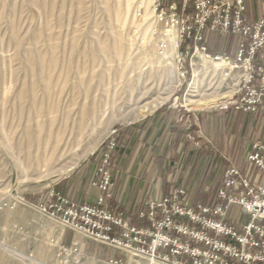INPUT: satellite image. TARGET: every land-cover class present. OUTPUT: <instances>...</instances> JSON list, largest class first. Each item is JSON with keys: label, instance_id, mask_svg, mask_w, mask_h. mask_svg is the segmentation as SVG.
Wrapping results in <instances>:
<instances>
[{"label": "rangeland", "instance_id": "rangeland-1", "mask_svg": "<svg viewBox=\"0 0 264 264\" xmlns=\"http://www.w3.org/2000/svg\"><path fill=\"white\" fill-rule=\"evenodd\" d=\"M245 1L252 21L262 17L264 0ZM158 2L0 0V264H60L56 258L57 243L70 246L76 242L91 260L120 259L119 252L63 229L39 208L51 192H60L78 202L73 199L78 193L77 185L66 190L65 183L78 172L82 182L85 174L96 168L103 147L114 132L117 149L112 163L116 193L118 179L121 181L123 175L119 162L125 161L127 167L132 149L139 145L143 148L150 141L147 131L141 134L136 129L131 138L123 137L121 131L141 125L162 107L173 111L179 128L187 131L191 128L187 129V121L192 119L190 114L222 119L211 129L212 144L207 141L216 153L215 165L219 163V167L212 181L204 184L208 163L189 162L193 152L206 146L203 134L210 136L209 122L193 123L198 139L189 134L191 148L181 156L188 162L186 166L169 164L182 154L179 148H174L164 153L154 152L152 157L161 158L160 165L136 170L139 177L150 181L145 184L144 192L154 193V185L161 178L173 184L165 194L175 186H184L191 201L205 203L215 196L222 173L229 165L249 167L243 163L251 143L264 140V108L261 117L244 115L247 118L244 117L238 133L230 130L239 72L231 73L222 82L217 91L222 98L218 100L209 97L218 86L217 76L210 73L203 77L207 86L203 97L207 98L198 96L194 100L201 99V103L187 106L185 98L193 79L192 64L199 61L198 53L188 40L178 49L179 53L190 48L182 64L178 53L171 58L161 52L160 38L166 33L169 43L172 34L178 43V30L172 32L173 27L166 30L164 24H157ZM206 42L208 51L210 45L214 50L217 44L225 51H209L213 56L235 57L241 39L215 33L207 34ZM129 82H139L140 86L157 90V94L172 91V96L154 109L144 111L151 99L134 101L127 89ZM232 108L234 112L230 111ZM167 153L168 159L163 161ZM149 156L150 153L145 155ZM250 170L253 177L259 176L257 170ZM142 206L143 203L131 210L133 219Z\"/></svg>", "mask_w": 264, "mask_h": 264}, {"label": "built area", "instance_id": "built-area-1", "mask_svg": "<svg viewBox=\"0 0 264 264\" xmlns=\"http://www.w3.org/2000/svg\"><path fill=\"white\" fill-rule=\"evenodd\" d=\"M165 4L161 0L156 4L157 24H164L166 30L178 29V49L188 40L195 53L232 64L231 73L239 72L235 112L261 117L264 4L262 17L255 21L248 17L245 0H166ZM215 33L241 39L235 57L209 53L206 35ZM164 35L158 41L162 53L169 46ZM189 51L178 53L181 64ZM116 149L114 132L91 175L90 186L100 193L95 203H78L51 192L39 210L63 229L122 257L91 260L79 243H57L60 264H264V140L251 143L243 163L248 168L232 164L224 170L212 199L191 201L184 186H175L158 199L147 198L136 211L135 222L115 204L112 160ZM251 168L257 170V178L249 174Z\"/></svg>", "mask_w": 264, "mask_h": 264}, {"label": "crops", "instance_id": "crops-1", "mask_svg": "<svg viewBox=\"0 0 264 264\" xmlns=\"http://www.w3.org/2000/svg\"><path fill=\"white\" fill-rule=\"evenodd\" d=\"M259 18V17H258ZM257 19V18H256ZM178 115V112H176ZM192 117V121L189 119L188 122V126L187 129L189 128V126H191L193 123H195L196 125H199V115L200 114H190ZM202 116V125L205 124L206 122H209V131H210V136H208L207 134H203L204 137V141L203 144H205L207 147L210 148V145L207 144V141L212 140L213 138V130H211L213 127H215V125L217 126L218 124H220V122L222 121V119L220 117H216V116H210V115H200ZM247 117H249L247 115ZM245 117V118H247ZM176 117L170 118V119H166V117H164L163 115H160L157 117V119L154 121H150L145 129L144 132L142 133H146V131L148 132L147 137H150V141L147 142L148 144H144V147L141 148V145H139L138 147L132 149L130 154V160L129 162H127V167H126V163L125 161H121L119 162V169L120 171L123 173L122 175V180L120 181L118 179V189L116 191L117 193V197H116V202H117V207L119 209H122L124 211H126L129 215L132 214L131 210H134L135 208H138L137 206H139L140 204L142 205V203H144L146 201L147 198L151 197V198H160V196H162L163 194H165L173 184H171V180H165L161 181V178L156 181L155 185H154V190L155 192L151 193L150 191H143L145 184H150L149 179H143L142 176L139 177V175L137 174V172H139L138 170H141L142 168H145V166H156L157 164L160 165L162 163L161 158H154L152 157V155H154L155 153H159V151H164L166 149H169V147L166 148V145L169 144V139H170V132H169V127L170 124L173 122L172 120L174 119L175 124L177 126H179L178 120L175 119ZM215 122V124H214ZM217 122V123H216ZM203 131V130H202ZM139 132V131H138ZM156 135V136H155ZM155 137V138H154ZM209 137H211L209 139ZM154 138V139H153ZM226 136H225V140H226ZM153 139L154 142H151V140ZM152 145H151V143ZM212 144V142L210 143ZM149 145V146H148ZM131 146V144H130ZM156 147V149H154V147ZM132 148V147H129ZM191 148V146H190ZM178 152H182V154L180 153V157H178V159L174 158L175 160H173L174 162H170L169 164H174V163H179L181 165L186 166V164L188 162L182 160V155L186 154L187 152H185L183 150V146H179V151ZM148 153H150V156L148 158L145 157V155H147ZM169 153L166 154L165 158L163 161L168 159V155ZM190 154V153H189ZM162 156V155H159ZM224 156V155H223ZM205 160V158H204ZM189 162L192 164H196V156H192L191 159H189ZM204 163L203 160H201V162L199 164ZM157 165V166H158ZM124 169V170H123ZM137 170V172H136ZM89 171V170H88ZM94 172V168L90 169V172L87 174H85L84 180L86 181V184L84 183L85 181L83 180L82 182L78 179L80 172H78L71 180H69L68 182L65 183L66 186V190L67 187L70 189H72V185H77L78 188V193H76L73 197L74 200L78 201V202H91L94 203L98 196H99V191L95 188H91L89 187V182H90V177L92 175V173ZM183 178V176H182ZM178 179L175 178L174 181L176 182ZM187 180H183V182L185 183ZM151 182H155L154 180H151ZM173 182V183H175ZM153 186H151L152 188ZM150 188V189H151ZM161 188V189H160ZM149 189V190H150ZM71 192V190H70ZM67 193V192H66ZM154 195V197H153Z\"/></svg>", "mask_w": 264, "mask_h": 264}, {"label": "bare ground", "instance_id": "bare-ground-1", "mask_svg": "<svg viewBox=\"0 0 264 264\" xmlns=\"http://www.w3.org/2000/svg\"><path fill=\"white\" fill-rule=\"evenodd\" d=\"M174 30L175 28L172 29V32ZM169 43H171V45L164 51V55L172 58L175 57V55L178 53L179 43H176V41L172 37V34L169 35ZM197 57L199 61H193V79L189 83V90L185 98L187 106L193 105V103H196L198 105V103H201V99L207 98L203 97V94L206 93L207 88V86L204 84L203 79L206 76H210V73H212L211 75H213V77L217 76L218 79L216 81L218 82V86L213 91V93L209 94V97H213L216 100L222 98V96L220 97L221 94L217 91L221 87L222 82L225 79L229 78V75L231 74L232 64H229L226 61H215L210 57L204 56L200 53L197 54ZM127 89L129 90V93L131 94L133 100L136 102L143 101L147 98L151 99V101L145 105L144 111L154 109L159 104H162L163 102L169 100L172 96V91L166 92L164 94H157V90H153L152 88L145 85L140 86L139 82H129ZM198 96L201 99L194 100V98ZM202 104H200L199 106H202Z\"/></svg>", "mask_w": 264, "mask_h": 264}, {"label": "trees", "instance_id": "trees-1", "mask_svg": "<svg viewBox=\"0 0 264 264\" xmlns=\"http://www.w3.org/2000/svg\"><path fill=\"white\" fill-rule=\"evenodd\" d=\"M215 48L216 49L213 50V46L210 45V47H209L210 53H216V52L224 53L225 52L222 50V48L219 44H217ZM230 111L234 112L233 108ZM160 115H163L164 117H166V119H170V118L174 117L173 111H169L167 109V107H162V108L158 109V111L156 113H154L153 116L147 117L141 125H132V126H129V128L122 130L121 133L123 134V137H126V138L133 137L134 136L133 132L136 129L139 131V133L142 134V132H144V130L146 129L148 123L152 120L155 121L157 119V117ZM232 116H233V119L231 120L232 124H230V127H231L230 130L238 133L240 131V127H241L242 122L244 121L245 116L239 112H235L234 114H232ZM199 117H200L199 122H200V124H202V118H201L202 116L199 115ZM172 121L173 122L170 124V127H169V132H170L169 150H172L174 148L177 149V148H179V146L182 145L183 150L185 152H187L189 147H190L189 134H192L193 136H195V140L198 139V137L196 136V133H195L196 127H193V126H195V124H192L191 128L187 131V130L179 128V126H177L175 124L174 119ZM123 137H121V139ZM194 155L196 156V161L198 164L201 162V160L205 161V163H208L207 168H206L207 174H206V177L204 178V181H205L204 184L206 182L212 181V179L215 176L214 174L216 173V169L219 167V163L217 165H215V161H217V160H215V158L217 157L216 153L214 151H212L209 147L203 145V148L201 150L196 151L195 153L193 152L189 156V159H191V157ZM162 158H163V156H162ZM204 158H205V160H204Z\"/></svg>", "mask_w": 264, "mask_h": 264}]
</instances>
